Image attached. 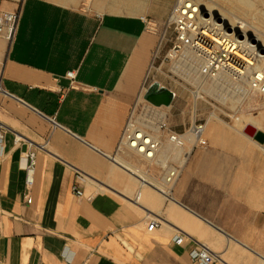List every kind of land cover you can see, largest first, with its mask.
Returning a JSON list of instances; mask_svg holds the SVG:
<instances>
[{
    "label": "crops",
    "instance_id": "crops-1",
    "mask_svg": "<svg viewBox=\"0 0 264 264\" xmlns=\"http://www.w3.org/2000/svg\"><path fill=\"white\" fill-rule=\"evenodd\" d=\"M173 3L23 1L13 40L0 36V264H197L196 242L213 264H264V142L244 127L207 122L172 200L116 157L155 45L146 21L164 23Z\"/></svg>",
    "mask_w": 264,
    "mask_h": 264
},
{
    "label": "built area",
    "instance_id": "built-area-1",
    "mask_svg": "<svg viewBox=\"0 0 264 264\" xmlns=\"http://www.w3.org/2000/svg\"><path fill=\"white\" fill-rule=\"evenodd\" d=\"M4 1L18 5L15 11L0 12V36L11 42L16 33L24 0ZM195 6L198 11L192 12ZM191 15H198L203 20L207 18L201 10L199 0H175L165 21L167 26L172 25L175 30V43L171 52L179 57L184 73L190 78L195 77L196 70L205 79H216L220 74H226L229 71L230 61H233L236 55L228 48V40L223 34L205 30L203 26L207 23L201 20L199 22L194 17L190 18ZM146 23L148 29L149 22L146 21ZM215 25L216 29H219V25ZM245 70L244 67L234 70L235 83L226 79L222 86L226 88L233 86L239 92L242 89L240 85L244 84L242 77L245 76ZM74 76L73 71L66 73V77L71 80V85L74 82ZM255 77L258 78L257 74ZM250 85L251 89L264 93V85L258 84L256 79ZM169 107L152 105L143 98L141 101L138 100L129 114L116 150V157L119 160L128 156L140 160L145 166L143 168L134 166V171L128 169L129 172L136 176L142 185H149L160 192L166 200L173 199V187L193 151L208 146L205 137L207 119H194L188 127L176 130L171 126L166 111ZM2 139L3 133L0 130V140ZM23 158L25 184L30 188L33 185L36 151L25 152ZM152 169L158 172L155 174L151 171ZM73 192L78 197L83 195L82 190L77 186L73 187ZM27 203H31V198L27 199ZM157 225V221L152 220L146 226L147 232L153 231ZM183 239V235H176L173 242L181 244ZM190 257L197 264H213L218 260L216 254L199 242H196L190 251Z\"/></svg>",
    "mask_w": 264,
    "mask_h": 264
},
{
    "label": "rangeland",
    "instance_id": "rangeland-1",
    "mask_svg": "<svg viewBox=\"0 0 264 264\" xmlns=\"http://www.w3.org/2000/svg\"><path fill=\"white\" fill-rule=\"evenodd\" d=\"M200 2H203L204 6L215 5L227 15L231 14L244 21L253 22L250 13H246L245 4L241 3L240 0H200ZM147 21L149 22L148 31L155 37V45L151 52L150 65L144 81V89L146 90L152 83H159L176 93L172 107L170 106V108L166 110L170 118V124L174 129L183 130L188 127L194 119L198 120L205 118L207 122L211 121L215 119L211 116L212 113L221 121L228 122L229 125L241 129L246 125V123H242L243 114L249 115L251 118L257 115L259 116L260 112L262 115L264 114V108L258 104L250 103L249 100H246L243 104L232 103L231 98L236 100L238 96H240V93H238L237 89L233 86L227 88L222 87V90L226 92L216 88L213 90L212 94L201 91L202 89H206L207 86L210 88V82H212L213 79H205L204 87V85L196 84V82L192 81L189 77L187 79L185 76L186 74L184 76L182 75L184 72L183 68L180 70L182 63L179 57L171 52L175 43L174 27L172 25L167 26L163 21ZM177 68L179 70H177ZM196 92H199L202 97L195 99L194 95ZM220 92H222V97L227 96V99L223 103L217 101L214 97L221 96ZM261 97V102H263L264 96ZM238 99L241 98L239 97ZM236 117H240L241 119L235 121ZM256 128L264 132V121H261L260 125ZM125 161H128V159L124 157V161H121V163L123 164Z\"/></svg>",
    "mask_w": 264,
    "mask_h": 264
},
{
    "label": "bare ground",
    "instance_id": "bare-ground-1",
    "mask_svg": "<svg viewBox=\"0 0 264 264\" xmlns=\"http://www.w3.org/2000/svg\"><path fill=\"white\" fill-rule=\"evenodd\" d=\"M240 2L245 4L246 13H250V17L253 19V22L244 21L239 17L236 18L232 16L231 14L227 15L226 13H223L221 10H219V8H217V6L215 5L204 6L203 2H200V6L206 14L207 18L203 20L198 15L190 16V18L194 17L195 20L199 22L201 20L207 23L203 26L205 30L214 31L216 34H223V36H225L228 40V48L234 55H236L235 59L233 61H230L231 65H229V71H226V74H220L216 79H213V81L210 82V88L209 86H207L206 88H209L208 90L202 89L201 91L212 94L215 88L222 90L223 82H225L226 79H229L234 84L236 79H234L235 77H233V71L244 67L246 69L244 71L245 76L242 77V82L244 84L240 85V88L242 89L238 92L240 93V96H238V98L240 97L241 99L237 98L236 100H233L231 98V102L236 104H243V102L249 100L250 103L252 102L254 104H258L262 108H264V99L263 102H261V96H264V93H262L260 90H254L250 88V84L254 79L258 81V84L264 85V0H240ZM197 11L198 9L195 6V9H193L192 12ZM215 24L219 25V29H216ZM219 41L221 43L223 42L222 40ZM177 70L179 69L177 68ZM180 70H182V67ZM195 72L196 75L192 78L187 76L188 74L185 75L184 72L182 73V75H185L187 79L189 77L190 79H192V81L196 82V84L198 83V85H204L205 78L201 76L198 71L195 70ZM255 74H257L258 78L255 77ZM222 78L223 80H221ZM236 86L239 87V85L237 84ZM220 93L221 96L214 97L217 101L223 103L227 99V96L222 97V92ZM201 97L202 96L199 92H196L194 95L195 99ZM260 113L259 116L257 115L253 118L249 117V115L247 116L243 114L242 123L244 122L246 124H252L257 127L258 125H260L261 121H264V114L262 115V113ZM211 116L215 119H218V117L214 113H212ZM240 119V117H236L235 121H239ZM136 161L138 160L131 158L130 160L125 161L123 163V166L134 171V165L138 164Z\"/></svg>",
    "mask_w": 264,
    "mask_h": 264
},
{
    "label": "water",
    "instance_id": "water-1",
    "mask_svg": "<svg viewBox=\"0 0 264 264\" xmlns=\"http://www.w3.org/2000/svg\"><path fill=\"white\" fill-rule=\"evenodd\" d=\"M174 98L175 93L159 83L150 84L143 94V99L155 106L169 107L173 103ZM243 133L255 138L260 143L264 142V133L252 124H246L243 128Z\"/></svg>",
    "mask_w": 264,
    "mask_h": 264
}]
</instances>
